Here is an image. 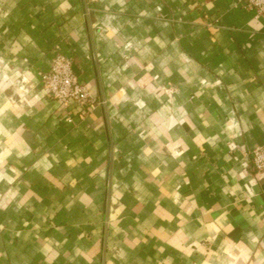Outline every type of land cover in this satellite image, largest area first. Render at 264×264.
Masks as SVG:
<instances>
[{
    "label": "crops",
    "instance_id": "1",
    "mask_svg": "<svg viewBox=\"0 0 264 264\" xmlns=\"http://www.w3.org/2000/svg\"><path fill=\"white\" fill-rule=\"evenodd\" d=\"M263 144L247 0H0V264H264Z\"/></svg>",
    "mask_w": 264,
    "mask_h": 264
},
{
    "label": "built area",
    "instance_id": "2",
    "mask_svg": "<svg viewBox=\"0 0 264 264\" xmlns=\"http://www.w3.org/2000/svg\"><path fill=\"white\" fill-rule=\"evenodd\" d=\"M247 6L257 17H264V0H247ZM41 83L48 94L64 108L74 102L80 105L94 104L88 88L79 82L72 71L71 60L60 52L55 53L50 68L41 76ZM251 161L257 171H264V144L250 151Z\"/></svg>",
    "mask_w": 264,
    "mask_h": 264
}]
</instances>
